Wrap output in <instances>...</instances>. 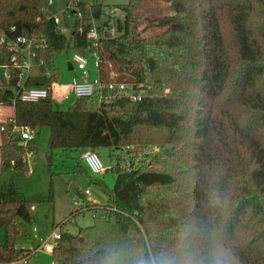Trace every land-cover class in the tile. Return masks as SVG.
Segmentation results:
<instances>
[{"label":"trees","instance_id":"16d2710c","mask_svg":"<svg viewBox=\"0 0 264 264\" xmlns=\"http://www.w3.org/2000/svg\"><path fill=\"white\" fill-rule=\"evenodd\" d=\"M51 7L49 0H0V34L14 27V35L35 33L46 41L38 49L42 72L30 77L29 87L59 81L56 53L88 49L91 22L80 33L76 20L69 40L50 17ZM77 8L84 22L104 11L83 0ZM120 8L116 32L108 28L100 37L98 76L146 92L141 101L81 98L65 110L52 97L14 104L15 69L9 89L0 90V105L14 108L1 132L0 264L27 251L17 243L25 235L18 219L32 222L36 202L14 179L2 181L8 170L26 176L27 155L38 152L33 140L25 146L13 136L15 126L50 128V162L57 148H108L117 157L106 203L77 195L84 200L66 222L91 210L94 224L77 234L61 230L53 264H91L102 249H167L185 224L195 225L198 247L225 264H264V0H129ZM156 27L162 31L147 33ZM156 140L166 150L138 164L133 154L147 148L138 147ZM128 160L133 165L121 167Z\"/></svg>","mask_w":264,"mask_h":264},{"label":"rangeland","instance_id":"374dc122","mask_svg":"<svg viewBox=\"0 0 264 264\" xmlns=\"http://www.w3.org/2000/svg\"><path fill=\"white\" fill-rule=\"evenodd\" d=\"M88 5L102 4L104 11L101 19L95 21L96 27H98L99 37L104 33V26L107 27V22L111 14V32H116V25L118 19H123L124 13L121 10V6L126 5L129 0H83ZM71 0H53L51 11L57 25L61 32L71 40L73 33L76 29V20L79 21V28L86 29L89 23L93 20L87 19L86 22L82 20V17H78L74 14H65L67 5ZM78 11L76 9L77 14ZM84 17V14H83ZM91 18V16L89 17ZM146 26L143 25L142 29ZM160 28L150 29L148 34L160 33ZM228 35V29H226ZM77 51L74 49L63 50L55 55V67L59 74V81L57 86L54 88V96L57 97L66 94L69 90L68 87L72 83L74 77H78L80 80L93 81L98 76V68L95 65L96 57L92 51L86 50V58L88 61L86 76L75 69L69 70V63L73 65V56ZM0 64H1V49H0ZM31 69L32 76H38L41 74V68L38 63L33 62ZM9 70L1 67L0 65V82L4 78L5 73ZM147 88V87H146ZM150 88V87H149ZM148 91V90H147ZM169 90H166L168 92ZM146 93V92H145ZM55 98V107L61 110H65L75 100L74 96L70 95L65 100L61 101ZM89 108L95 107L94 102H90ZM14 115V108L11 106H0V128L2 125ZM1 130H0V142H1ZM50 138V128L42 127L39 128L34 136L33 142L38 148L37 154L33 155L32 159L29 160V171L26 176L16 175L14 170H8L2 176L3 182H8L11 179L15 180L17 187L23 191L28 198L34 200V211L32 222H26L22 219H18L25 235L17 240L20 246H29L34 244L36 247L44 242L48 236L54 232L57 227L66 223L62 227L63 232L71 234H77L79 228H85L94 224V214L91 210L85 211L74 215L70 221L66 222L72 213L77 210L83 198L77 196L72 190L71 186L74 185L81 194H85L90 191V195L87 197L97 203L103 204L107 202V193L110 192L115 186V172L112 170L117 164V157L111 155V149L100 148L96 150L106 168L101 174L92 173L87 164L82 158L83 151L73 150L64 152L57 148L54 150L53 160L50 162L48 158V144ZM1 145V144H0ZM139 154H133L138 164L151 160L154 155L162 153L166 150L167 146L163 145L160 140L154 141L149 146H139L138 148L144 149ZM117 153V152H115ZM37 227L39 230L38 236L33 233V227ZM1 241L5 246L7 244V235L5 229L1 232ZM52 254L40 251L33 264H52Z\"/></svg>","mask_w":264,"mask_h":264},{"label":"built area","instance_id":"2783aa9c","mask_svg":"<svg viewBox=\"0 0 264 264\" xmlns=\"http://www.w3.org/2000/svg\"><path fill=\"white\" fill-rule=\"evenodd\" d=\"M79 2L80 0H71V2L67 5L65 14L75 15L73 11L76 12V9L78 11L77 5ZM49 4L53 5V0H49ZM76 16L77 18L82 17L79 11ZM50 17L55 18L53 14H51ZM112 18L113 14L110 15L109 19L111 20ZM110 20L108 21L110 22ZM110 27L104 26L105 31ZM97 29L98 27H96V23L93 20L91 22V28L87 31L85 36L87 47L96 57L95 65L97 68H99L100 59L97 53V49L99 47L101 36L99 37ZM58 30L61 32L59 27ZM10 32L11 34H8L6 32H2L0 34V65L1 67L9 70L8 73H5L2 82H0V90L4 91L5 89H9V87L6 86L10 83L13 76V69H15L14 73H16L17 79L16 84L13 88H10L15 93V97L13 99L14 104L17 100L22 102L35 103L49 97H52L53 99L57 98L63 101L70 95H73L76 100H79L81 98L97 97L100 102H109L116 98L128 97L133 102H138L141 101L143 96L145 95L144 91L135 90L130 85L113 80L105 82L99 76H97L93 81L80 80L78 77H74L72 83L68 87L69 91L60 97H57V95L54 96L55 94L53 92L54 88L57 86V82H53V84L49 88L29 87L27 83L30 77H32V63L36 62L39 66H41L42 62L38 61V49L43 46L46 41L42 38V35L38 37L35 33L14 35V27L10 29ZM79 32L84 33V29L82 27L79 28ZM6 53L9 54V62H4ZM87 65L88 61L86 56L80 52H76L73 56V70L77 69L82 73L83 76H86L88 74ZM49 74L50 73L48 72L47 75ZM0 106L3 107L4 105ZM0 130L3 131L4 127L2 126ZM36 133V129L31 126H15L13 130V136L15 138L20 137L23 140L25 146H27L28 143L34 139ZM33 155L34 154L32 152L28 153L27 159H32ZM82 158L92 173L101 174L106 170L100 158V155L96 150L88 149L84 151ZM132 165L133 164L129 160L121 162V167H131ZM85 194L90 195V191H87ZM33 233L36 236H38L39 234V230L36 226L33 227ZM61 238L62 231L61 229H59V227H57V229L52 232L44 242L39 244L37 247L34 244H30L27 247V251H25V253L19 259L11 262L10 264H33V259H35L37 254L42 250L46 253L53 254V251Z\"/></svg>","mask_w":264,"mask_h":264},{"label":"clouds","instance_id":"9594fccd","mask_svg":"<svg viewBox=\"0 0 264 264\" xmlns=\"http://www.w3.org/2000/svg\"><path fill=\"white\" fill-rule=\"evenodd\" d=\"M193 224L181 226L172 247L139 254H126L122 250L102 249L90 257L91 264H225L214 253L202 251L196 242Z\"/></svg>","mask_w":264,"mask_h":264},{"label":"water","instance_id":"95a60500","mask_svg":"<svg viewBox=\"0 0 264 264\" xmlns=\"http://www.w3.org/2000/svg\"><path fill=\"white\" fill-rule=\"evenodd\" d=\"M69 70H73V66H72L71 63H69ZM76 104H78V102H76ZM71 190H72L76 195L79 194L78 189H77L74 185L71 186Z\"/></svg>","mask_w":264,"mask_h":264},{"label":"crops","instance_id":"0c3cea01","mask_svg":"<svg viewBox=\"0 0 264 264\" xmlns=\"http://www.w3.org/2000/svg\"><path fill=\"white\" fill-rule=\"evenodd\" d=\"M0 144H1V142H0ZM88 167V166H87Z\"/></svg>","mask_w":264,"mask_h":264}]
</instances>
